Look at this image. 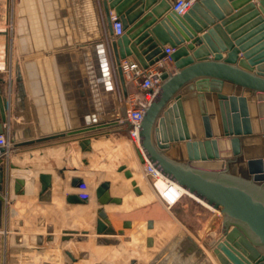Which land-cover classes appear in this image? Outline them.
<instances>
[{"label":"water","instance_id":"obj_1","mask_svg":"<svg viewBox=\"0 0 264 264\" xmlns=\"http://www.w3.org/2000/svg\"><path fill=\"white\" fill-rule=\"evenodd\" d=\"M100 1L123 96L120 59L131 56L146 68L165 55L164 45L174 49L170 54L173 70L161 73L159 87L139 123L138 163L149 162L217 210L222 235L210 243V249L220 264H264V0L256 4L195 0L183 15L171 10L174 0ZM111 10L122 22L119 37L112 36ZM96 48L102 64L103 45ZM24 94L19 88V99ZM0 119L5 120L1 95ZM82 120L79 127L29 138L19 145L77 139L85 152L91 147L84 135L105 137L114 123H89L87 116ZM119 169L140 193L132 171L124 164ZM40 179L45 187L49 185L48 174ZM78 180L71 184L83 187ZM2 181L0 168V191ZM16 182L14 192L19 190ZM107 188L106 183L96 188V197L99 191L103 202H119L109 196ZM1 205L0 194V216ZM102 219L96 220V232H112ZM66 254L75 259L70 252Z\"/></svg>","mask_w":264,"mask_h":264},{"label":"rangeland","instance_id":"obj_2","mask_svg":"<svg viewBox=\"0 0 264 264\" xmlns=\"http://www.w3.org/2000/svg\"><path fill=\"white\" fill-rule=\"evenodd\" d=\"M5 1L0 0V4ZM6 2L5 19L0 16V28L4 31L0 33V61L5 63L0 76L5 77L3 88L10 87L11 94L16 95L19 88L29 89L30 86V38L25 33L15 37L14 26L18 24L19 28L20 24L24 32L25 23L28 28L30 22L24 20L21 23L19 20L14 22L17 0ZM96 2V26L103 35L107 31L106 23L98 10V0ZM32 39L34 43L37 39L39 43H44L46 38L35 36ZM106 50L107 48L104 52ZM110 70L112 80L110 88L120 95L121 91L114 79L111 66H109ZM47 74L50 79L48 84L45 82L48 92L50 89L47 95H55L57 89L63 88L62 84H56L60 71L49 69ZM70 82L72 83L71 79ZM91 86L92 84L87 83L85 88ZM75 89L70 84L71 95L75 93ZM94 89L96 91L98 86L91 87V91ZM108 97L106 94L105 98ZM49 119L53 125L65 124V120L63 121L61 117H49ZM76 120L75 117L70 116L68 122L73 125L76 124ZM43 135L47 134L43 133ZM16 137L20 138V134ZM99 138L101 139L97 138V161L94 163L89 161L86 166L79 160L78 152L74 156L76 161L73 166L69 159H66L68 153L60 148L49 149L45 147L46 145L38 146L39 149H36V145H19L12 148L6 170L11 183L10 190L14 196H10L12 199L5 209L3 206L6 214V222L3 225L7 227L8 233L0 237V264H220L209 244H212L211 240L222 235L220 215L202 207L204 204L201 205L189 195H185L180 200V205L176 206L179 201L173 207L166 208L149 188L139 165H136L138 160H136L135 146L130 143L125 131L118 130V133L111 135L110 140H106L105 137ZM64 156L66 157L63 160ZM52 163L56 167L52 168L54 174L67 176L69 171L71 174L90 176L91 179L94 175L97 176V190L101 184L106 183L108 193L109 185L113 190L120 189V191L124 186L130 187V179L125 178L122 170L119 169V165L124 164L133 171L136 182L144 185L149 198L146 202H150L149 212L147 207L145 209L141 205L137 207L136 195L131 190L125 194L126 200L124 198L125 203L131 206L127 207L128 212H126L125 208L116 207L121 202V198L115 197L119 202H103L99 191L96 197L94 189L89 185L84 189L87 199L86 197H83L85 200L82 199V202L85 201L83 203L85 211L61 212L69 208V201L66 198L62 202L59 200L52 202L49 189L40 179L41 175L46 174L44 172L49 169L48 166L51 170ZM94 170L97 172L94 173ZM5 173L3 168L2 178H5ZM17 178L21 179L23 184L16 182ZM15 182L19 185L16 194L13 190ZM88 192L91 194L90 197ZM56 203L58 206L53 210V205ZM148 215L155 217L154 226L152 222L150 226L146 222ZM127 217L133 219V225L129 229L124 226ZM97 218H103L107 228L112 232L97 233L95 229ZM190 233L199 241L196 249L195 245L193 248L187 242ZM67 251L75 259L68 256Z\"/></svg>","mask_w":264,"mask_h":264},{"label":"crops","instance_id":"obj_3","mask_svg":"<svg viewBox=\"0 0 264 264\" xmlns=\"http://www.w3.org/2000/svg\"><path fill=\"white\" fill-rule=\"evenodd\" d=\"M6 1L0 4V16L4 17V19L6 16L4 8L7 3ZM96 1L97 0H17L15 3L14 22L18 20L20 23L23 22V20L24 22H30L28 28L25 23L24 32L20 24L19 28L18 24L15 25L14 33L15 37L25 33V35L30 38V86L29 89L24 90L25 93L28 94L33 110L35 138L43 136V133L49 135L79 127L83 125L84 122L82 119L85 116L89 118V123L114 121L112 126L108 129L109 132L105 136L106 140H110L111 135L118 133V130H124V127H121L119 124V119H124V100L122 98V91L120 95H117L111 88L106 89L105 85H102V76L99 72L101 61L96 51L97 44H102L104 49L107 48L106 52H104V56L106 57L105 59L108 62V66H114L116 59L110 45L112 37L109 36L106 31L102 35L97 30ZM251 2L256 4V0H251ZM98 3V10L104 19L101 1L98 0ZM140 6L141 3L138 7ZM34 23H36L35 26ZM2 30L3 29L0 28V33H2ZM197 34L200 36L201 32ZM35 36L37 38L45 37V42L39 43L37 39L34 43L32 38ZM50 38H53V40H50ZM125 57L132 58L131 56ZM171 67L173 68L172 65ZM49 69L60 71V76L57 77L58 82L56 81L57 83H55L58 85L62 84L63 86L61 89L62 91L57 89L55 95L49 94L50 96L47 95L50 89L48 92L46 88V84L50 81L48 78L49 75L47 74ZM87 83L92 84V88L98 86V89L96 91L95 89L91 91V87L86 89L85 85H87ZM70 84L76 88L74 90L75 93L72 95L70 94ZM80 90L83 94H80ZM106 94L109 96L108 98H105ZM70 116L77 119L76 124L70 125L68 122ZM49 117H61L63 121L65 120V124L59 125L56 123L53 125L50 123ZM103 131H105V129L97 132L102 133ZM88 134L90 133L84 136H88L90 139L91 149L89 151L82 152L77 139L67 141L52 140L36 145V149L40 148L38 146L43 145H46L45 147L49 149H63V152L68 153V157L64 156L63 160L66 157L73 166L76 161L74 156H76V152H78L79 160L84 162L83 165L86 166V163H89V161L90 163L97 161V138L101 139ZM77 147L79 148L78 150ZM71 148H74V150H71ZM73 151H75V153H73ZM54 166L55 164L51 166V170H49L50 167L48 166L49 169L44 172L50 177L49 185L47 186L51 198L50 200L52 202L57 200L62 202V200L72 197V201H69L68 204L69 208L63 209L61 212L80 213L85 211V208H83V206H85V204H83L85 201L82 202V199H84L83 197L87 199V193L84 189L89 185L90 188L94 189V195L96 196L97 176L94 175L93 179H91L90 176L75 173L71 174L69 171L67 172V176L58 175L54 174L52 170V168H56ZM93 172L96 173L97 171L94 170ZM75 178L83 183V187L70 184V181ZM140 185V193H136L131 184L130 187H122L121 191L120 189L113 190L109 185L110 196L121 198V202L117 204L116 207L120 209L125 208L126 212H128L127 207L131 206L127 204V202L125 203V194H128L131 190L136 195V201H138L137 207L140 205L143 209L147 207L149 212L150 202H146V200L149 199L147 198L148 193L145 192L144 185L141 183ZM88 196L90 197L91 194L89 193ZM79 199H81V201ZM57 203L53 205V210L58 206ZM180 204L181 201L176 206ZM202 207H206L210 211L212 210L206 205H202ZM154 218L148 215L146 222H152L154 226ZM125 221L130 222V226H127L126 229L131 228L133 219L127 217ZM189 236V241L195 245L196 249L197 245L199 246L198 239L192 233H190ZM211 242L213 241L211 240Z\"/></svg>","mask_w":264,"mask_h":264},{"label":"built area","instance_id":"obj_4","mask_svg":"<svg viewBox=\"0 0 264 264\" xmlns=\"http://www.w3.org/2000/svg\"><path fill=\"white\" fill-rule=\"evenodd\" d=\"M195 0H174L171 4V10L178 15L186 13L194 4ZM110 21L112 36L119 37L123 33L121 20L115 15L113 10L110 11ZM165 55L148 67H142L135 59L124 57L119 60V68L124 80L126 94L124 100V119H119V124L124 127V131L130 143L135 147H139L138 127L144 113V109L153 99L159 84L161 82L160 75L163 71H172L173 68L170 54L173 48L165 45L163 47ZM0 73L5 67V63L0 61ZM115 65H112L114 71V79L116 80L120 91H122L120 82L116 76ZM5 77L0 76V95L3 100L5 110V120L0 119V168H5V178H3L2 189L0 191L2 197L1 216H0V237L8 233L5 224L6 214L5 206L12 199L11 183L8 179L7 164L14 146H19L22 142L20 139L26 140L35 138V125L33 122V110L30 104L28 94H24L22 99L18 95L11 94L9 88H3ZM2 82V83H1ZM6 89V90H5ZM20 134V138L16 135ZM140 170L149 188L154 192L156 197L166 208L176 205L185 194L181 190V186L167 176L163 175L149 162L145 161L140 164ZM161 182V186L158 183ZM13 191V190H12ZM14 194H16L14 192ZM14 196V195H13ZM4 206V209H3ZM4 221V222H3ZM1 255V247H0Z\"/></svg>","mask_w":264,"mask_h":264},{"label":"bare ground","instance_id":"obj_5","mask_svg":"<svg viewBox=\"0 0 264 264\" xmlns=\"http://www.w3.org/2000/svg\"><path fill=\"white\" fill-rule=\"evenodd\" d=\"M106 58V57H105ZM88 62V61H87ZM101 63V62H100ZM107 61H106V59H104L103 61H102V68H103V71L105 72V75H103V77L102 78H105L104 79V81H105V84H102L103 86L105 85V88L106 89H109L110 88V86H111V84H112V80H111V74H110V72H111V70L109 71V66L107 65ZM173 66V65H172ZM90 68V67H89ZM119 80V79H118ZM103 82V81H102ZM92 83V82H91ZM97 87V86H96ZM71 150H74V148H71ZM70 150V151H71ZM137 157V156H136ZM137 160V159H136ZM139 165V167H140V164L138 163V161H136V165ZM129 169V168H128ZM132 171V170H131ZM133 172V171H132ZM132 178L133 179H135L134 178V173L132 174ZM136 181V180H135ZM137 183V182H136ZM137 185L139 186L140 185V183H137ZM158 185L159 186H161V182H159L158 183ZM141 186V185H140ZM181 190H182V192L185 194V195H189L190 197H192L194 200H196V201H198V202H200L201 204H204V205H206V206H208L209 208H211L213 211H215V212H217V210H215L214 208H212V206H210L209 204H207V203H205L204 201H202V200H200V199H198L196 196H194L193 194H191V193H189L186 189H184L182 186H181ZM218 213V212H217ZM219 214V213H218ZM188 239V238H187ZM187 242L190 244V246H192L193 248H194V245L189 241V239L187 240ZM214 244V243H213ZM214 246V245H213ZM213 248V247H212ZM201 251V250H200Z\"/></svg>","mask_w":264,"mask_h":264}]
</instances>
